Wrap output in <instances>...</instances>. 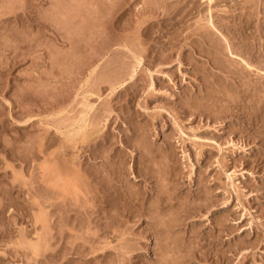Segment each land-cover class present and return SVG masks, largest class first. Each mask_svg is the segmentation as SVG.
<instances>
[{
	"label": "rangeland",
	"instance_id": "1",
	"mask_svg": "<svg viewBox=\"0 0 264 264\" xmlns=\"http://www.w3.org/2000/svg\"><path fill=\"white\" fill-rule=\"evenodd\" d=\"M255 68L264 0H0V264H264Z\"/></svg>",
	"mask_w": 264,
	"mask_h": 264
},
{
	"label": "bare ground",
	"instance_id": "2",
	"mask_svg": "<svg viewBox=\"0 0 264 264\" xmlns=\"http://www.w3.org/2000/svg\"><path fill=\"white\" fill-rule=\"evenodd\" d=\"M164 1H165V0H164ZM207 19H208V18H207ZM206 21H207V20H206ZM208 23H210V24H208ZM212 23H213V22H212L211 20H209V22H207V24L210 25L211 28L214 27V26H213L214 23H213V24H212ZM214 28H215V27H214ZM212 29H213V28H212ZM213 30H215V29H213ZM215 31H216V30H215ZM215 34H216V32H215ZM221 35H222V34H221ZM222 36H223V35H222ZM222 36H221V38H222V39H223V38L225 39V37H222ZM205 39H206V38H205ZM222 39H221V40H222ZM218 40H220V39H218ZM227 40H228V39H227ZM227 40H226V41H227ZM215 41L217 42V39H215ZM223 41H224V40H223ZM223 41H222V42H223ZM205 42H207V40H205ZM214 44H215V42H214ZM227 44H228V43H227ZM215 45H216V44H215ZM215 45H214V46H215ZM224 45H225V43H224ZM225 46H226V45H225ZM229 46H230L229 44H228V46H226V48L228 47V48H227V51H228L229 56H226V54L223 55V56H226V60H227V61H229L228 59H230V58H233L234 60H235V58H236V60L239 61V65L242 66L241 68H242L244 71H247V70L255 71V70L253 69V66H252L251 64H249L250 62L245 61L244 59H242V57H241V59H240V58L238 57V55H234L235 52H234V51L232 52V50H231V48H230ZM218 47H219V46H217V48H218ZM224 48H225V47H224ZM217 50H219V48H218ZM220 50H221V49H220ZM220 50H219V51H216V50L214 49V51H216L217 54H219L218 52H220ZM222 51H223V50H222ZM222 51H221V52H222ZM225 51H226V49H225ZM221 52H220V53H221ZM223 53H224V52H223ZM225 53H226V52H225ZM221 54H222V53H221ZM228 54H227V55H228ZM214 56H217V55L214 54ZM218 56H219V55H218ZM219 57H221V56H219ZM227 57H229V58L227 59ZM216 58H217V57H216ZM237 58H238V59H237ZM236 60H235V61H236ZM215 61H216V60H215ZM219 61H220V58H219ZM221 61H222V60H221ZM223 61H224V60H223ZM223 61H222V62H223ZM218 63H219V62L216 63V66H217ZM220 63H221V62H220ZM229 63H232L231 60L229 61ZM233 63L235 64V62H233ZM233 63H232V64H233ZM214 64H215V63H214ZM226 64H228V63L226 62ZM237 65H238V64H237ZM237 65H236L235 67H238V68H237V70H238V69H239V66H237ZM219 66H220V65H218L217 67L219 68ZM221 66H222V65H221ZM94 67H95V66H94ZM254 67H255V66H254ZM95 68H96V67H95ZM95 68H94V69H91L92 71L89 72L90 74L88 73V74H89V77L91 76L92 73H94L93 71H95ZM223 68H224V67H223ZM223 68H220V69H223ZM227 68L229 69L230 66L227 67ZM257 68H258V67H257ZM228 69H227V70H228ZM255 69H256V68H255ZM224 70H226V69H224ZM229 70H230V69H229ZM229 70H228V71H229ZM256 70H257V69H256ZM262 70H263V69H262ZM241 71H242V70H241ZM241 71H240V72H241ZM244 71H243V72H244ZM250 71H249V72H250ZM128 72H130V71H128ZM229 72H231V70H230ZM247 72H248V71H247ZM260 72H261V73H260ZM255 73H256V71H255ZM119 74H120V73H119ZM257 74H260L259 77H261V76L264 77V72H263V71H258V70H257ZM111 75H112V74H111ZM127 75H128V74H127ZM87 77H88V75H87ZM120 77H121V76H120ZM221 79H222V78H221ZM260 79H261V78H260ZM214 80H215V79H214ZM214 84H215V83H214ZM89 85H90V84H89ZM215 85H216V84H215ZM115 86H116V85H115ZM97 88H98V87H97ZM97 91H98V89H97ZM88 98H89V97H88ZM81 99H82V98H81ZM79 102H80V101H79ZM80 103H81V102H80ZM84 108H85V111H83V112L81 111V113L79 114V115H81V116L78 115L76 118L73 117V118H75L74 120H73V119H72V120L70 119L72 122L70 121V124H69L68 126H69V128H70V127H71V128H70V130H68V132H65V134H64L63 136H65L66 133H67V134L69 133V135L71 136V137H70V140H74L76 137H79V138H78L79 140H80V139H81V140L84 139V137H85V130H86L87 126L89 125V122L91 121L90 119H87V118H89V117H87V114L89 113L88 110H90V109L92 108V106H90L88 103H86V104L84 105ZM74 114H75V113H74ZM87 120H88V121L90 120V121L87 122ZM66 121H67V120H66ZM91 123H92V121H91ZM57 124H58V123H57ZM87 124H88V125H87ZM92 124H93V123H92ZM68 126H66V127L68 128ZM89 127H90V125H89ZM91 127H92V125H91ZM95 127H96V126H95ZM92 128H93V127H92ZM98 128H99V127H98ZM93 129H94V128H93ZM64 130H66V128H65ZM88 130H89V129H88ZM66 131H67V130H66ZM87 132H88V131H87ZM62 133H63V132H62ZM97 133H98V131H97ZM93 134H94V132L92 133V136H93ZM95 134H96V133H95ZM97 135H98V134H97ZM65 137H67V136H65ZM68 138H69V137H68ZM95 138H96V137H95ZM78 139H77V140H78ZM87 139H88V137H87ZM68 140H69V139H68ZM77 140H76V141H77ZM88 140H89V139H88ZM62 142H63V141H62ZM66 142H67V141H66ZM68 142H69V141H68ZM85 142H86V141H85ZM72 146H73V145H72ZM75 146H77V144H76ZM76 148H77V147H76ZM76 152H77V151H76ZM74 154H75V153H74ZM76 154H77V153H76ZM71 156H72V155H71ZM71 156H70V157H71ZM75 156H76V155H75ZM65 158H66V157H65ZM72 162H73V161H72ZM49 167H51V166L49 165ZM72 170H73V169H72ZM56 173H57V172H56ZM165 186H166V185H165ZM68 187H69V186H68ZM189 206H190V205H189ZM187 207H188V206L186 205L185 208H187ZM182 208H183V207H182ZM183 209H184V208H183ZM187 209H189V208H187ZM187 209H186V210H187ZM181 210H182V209H181ZM190 210H191V209H190ZM176 211H177V210H176ZM176 211H175V212H176ZM182 211H183V210H182ZM173 212H174V211H173ZM179 212H180V211H179ZM161 213H162V212H161ZM165 214H166V213H165ZM165 214H164V215H165ZM167 214H168V213H167ZM177 214H178V212H177ZM169 215H170V213H169ZM180 215H181V214H180ZM180 215H179V216H180ZM160 216H161V214H160ZM165 216H166V215H165ZM172 216H173V215H172ZM174 216H177L176 213H175ZM163 217H164V216H163ZM170 217H171V216H170ZM157 218H158L157 220H159V217H157ZM164 218L166 219V217H164ZM164 218H162L163 221H166V220H164ZM167 218H168V216H167ZM178 218H179V217H178ZM181 218H182V217H181ZM162 219L160 218L161 222H160V220H159L158 222L156 221V222L154 223V225L156 226V229L158 230L159 226H161V227L163 228V230L166 231V232L169 230V228H170V230H171L170 223H168L169 221H168V222L166 221V222L168 223L167 226H169V227H167L168 230H167V228H165L166 230L164 229L163 226H164L165 223L163 224ZM169 219H170V218H169ZM170 220H171V219H170ZM172 220H173V218H172ZM179 220H181V219H179ZM174 221H175V219H174ZM174 221H173V222H174ZM177 221H178V220H176V224H177ZM173 222H171L172 227H173V225H176V224L173 223ZM172 223H173V224H172ZM178 224H180V223H178ZM182 224H183V222H182ZM181 226H182V225H181ZM153 227H154V226H153ZM161 227H160V228H161ZM165 227H166V225H165ZM179 227H180V226H179ZM162 228H161V229H162ZM154 230H155V229H153V231H154ZM157 230H156V231H157ZM179 230H180V229H179ZM179 230H178V231H179ZM156 231H155V232H156ZM160 231H161V230H159V232H160ZM171 231H173V229H172ZM171 231H170V232L168 231V232L171 233ZM175 231H176V230H175ZM168 232H167V233H168ZM176 232H177V231H176ZM169 233H168V235H171V234H169ZM173 233H174V232H173ZM173 233H172V234H173ZM179 233H180V232H179ZM164 234H165V233H164ZM177 234H178V233H177ZM168 235H167L166 237H164V238L168 239ZM173 235H174V234H173ZM175 235H176V234H175ZM163 236H164V235H163ZM179 236H180V235H179ZM172 237H173V236H172ZM170 238H171V236H170ZM178 238H179V237H178ZM174 239H175V238H173V240H174ZM161 240H162V239H161ZM161 240H160V241H161ZM164 240H165V239H164ZM173 240H172V241H173ZM179 240H180V239H179ZM166 241H167V240H166ZM176 241H177V240H176ZM176 241H175V242H176ZM168 242H169V243H168ZM178 242H179V241H178ZM170 243H171V240L168 239V241H167V246L170 245ZM164 244H166V242L163 243L162 245H164ZM159 246H161V245H159ZM164 246H165V245H164ZM164 246H163V247H164ZM170 246H171V245H170ZM174 246H175V244H174ZM174 246H173V247H174ZM161 247H162V246H161ZM161 247H160V249H161ZM168 248H169V246H168ZM170 249H171V247H170L169 249H165V248H164V249H163V248L161 249V250H162V253H161L162 256H161V258H160L161 261L164 260V259L167 261V260H168L167 257L170 258V256H174V255H172V254H173V251H172L173 249H172V250H170ZM177 250H178V249H177ZM169 251H170V253L172 252L171 255H170ZM160 252H161V251H160ZM168 254H169V255H168ZM174 254H176V253H174ZM165 256H167V257H165ZM177 257H178V256H177ZM175 258H176V257H175ZM175 258L173 257L174 260L177 259V258H176V259H175ZM179 258H181V256H180ZM171 259H172V257L169 259V261H170ZM161 261H160V262H161ZM177 261H178V260H177ZM180 261H182V260H180ZM160 262H159V263H160ZM162 262H164V261H162ZM162 262H161V264H163ZM171 262H172V260H171ZM164 263H166V262H164ZM168 263H170V262H168ZM180 263H181V262H180ZM175 264H176V263H175Z\"/></svg>",
	"mask_w": 264,
	"mask_h": 264
}]
</instances>
